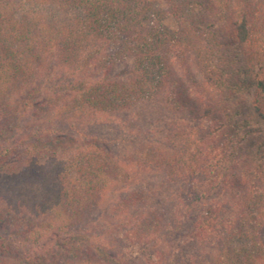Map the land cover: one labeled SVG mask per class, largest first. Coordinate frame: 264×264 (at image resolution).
<instances>
[{
	"label": "trees",
	"instance_id": "16d2710c",
	"mask_svg": "<svg viewBox=\"0 0 264 264\" xmlns=\"http://www.w3.org/2000/svg\"><path fill=\"white\" fill-rule=\"evenodd\" d=\"M263 1L0 0V264H264Z\"/></svg>",
	"mask_w": 264,
	"mask_h": 264
},
{
	"label": "rangeland",
	"instance_id": "374dc122",
	"mask_svg": "<svg viewBox=\"0 0 264 264\" xmlns=\"http://www.w3.org/2000/svg\"><path fill=\"white\" fill-rule=\"evenodd\" d=\"M264 2V1H263ZM150 123H151V120H150ZM97 133H100V134H104V135H107V137L109 138V137H111L112 135H114L116 132L114 131V128H108L107 126H104V127H101V128H97L96 130H95ZM119 192H117L116 194H115V196H118L119 194H118Z\"/></svg>",
	"mask_w": 264,
	"mask_h": 264
}]
</instances>
